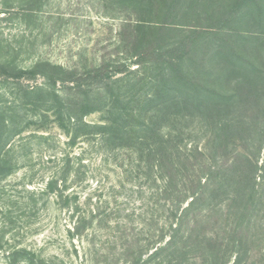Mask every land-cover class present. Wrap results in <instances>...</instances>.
<instances>
[{
    "label": "trees",
    "instance_id": "1",
    "mask_svg": "<svg viewBox=\"0 0 264 264\" xmlns=\"http://www.w3.org/2000/svg\"><path fill=\"white\" fill-rule=\"evenodd\" d=\"M33 2L27 0V10L32 9ZM106 2L109 8H120L125 14L120 35L128 61L112 70L124 72L123 90L114 91L110 81L105 86L109 93L102 102L105 121L84 120L85 115L99 110L96 107L101 98L83 91L79 80L84 77L98 84L110 79L113 74L107 73V65L85 69L79 75L49 61H38L26 72L42 75L46 86L24 89L23 107L33 105L37 100L32 96L45 94L48 85L55 87L59 81L76 84L69 86L63 97L51 91L59 124L68 126L67 130L71 126L72 136L65 142L68 146L78 136H95L99 147L108 150L136 149L146 155L149 165L157 163L170 182H181L178 187L156 189L158 198L163 193L159 199L167 201L175 193V202L181 205L190 200L182 205L179 217L175 213L166 218L153 250L142 262L189 264L183 261L190 259L191 250L210 237L201 239L198 231L204 227L213 230L218 225L222 238L219 242L207 240L215 248L205 253L202 262L258 264L248 256L247 247L263 235L242 233L248 230L243 225L247 228L246 218L252 215V208L264 197V160L258 164L264 151V0ZM132 63L137 67L132 68ZM2 73L18 78L24 72L16 73L9 62ZM6 110L13 111L0 106V181L14 171L17 161L12 139L18 134L20 118L14 110L9 122ZM182 120L189 123L177 128ZM190 133L204 137V146L199 147L197 141L192 148L187 147L183 142ZM66 164L68 168L53 172L44 187L29 189L21 202L23 209L34 208L43 195H60L70 168L67 154ZM222 202L228 208L225 213L221 212ZM220 218L232 219L220 224ZM227 231L228 236H223ZM150 245L148 242L144 247ZM7 254L11 263L18 257L28 262L34 257L24 248ZM140 256L142 252L138 260Z\"/></svg>",
    "mask_w": 264,
    "mask_h": 264
},
{
    "label": "rangeland",
    "instance_id": "2",
    "mask_svg": "<svg viewBox=\"0 0 264 264\" xmlns=\"http://www.w3.org/2000/svg\"><path fill=\"white\" fill-rule=\"evenodd\" d=\"M26 2L0 0V106L13 109L5 113L9 122L14 110L20 118L18 134L12 139L16 145L15 169L0 181V264H154L142 260L153 250L158 229L166 218L175 213L179 217L182 205L190 200L181 205L175 202V193L167 201L159 199L163 193L158 198L156 189L178 187L181 182H170L157 163L149 165L146 155H140L136 149L108 150L99 147L95 136H78L68 146L65 142L72 136L71 126L68 131V126L59 124L51 91L63 97L67 88L76 84L59 81L55 87L48 85L45 94L37 92L32 96L37 101L26 107V97L21 93L24 89L46 86L42 75L26 72L38 61H49L63 71L75 70L79 75L85 69L103 65L108 66V73L118 64H126L128 55L120 35L125 14L120 8H109L106 0H35L30 10L26 9ZM9 62L16 73H24L18 78L6 77L2 68ZM134 67L137 65L132 63ZM110 74L113 77L98 84H91L84 77L79 80L83 91L101 98L96 107L99 110L85 115V121H105L102 102L109 95L107 81L114 91L123 90L124 72ZM188 123L182 120L176 127ZM205 140L190 133L183 143L192 148L199 141L198 146L203 147ZM237 149L242 151L240 146ZM66 154L70 168L60 195H43L34 208L23 209L21 202L28 197L29 189L44 187L53 172L68 168V164L64 165ZM263 160L261 151L258 164H263ZM221 204V212L225 213L226 203ZM251 211L252 215L246 218L247 228L243 225L248 230L242 234L263 235L249 242L247 253L258 264H264V197ZM231 219L220 218L219 222ZM217 227H204L203 233L198 234L201 239L206 235L219 242L222 232ZM229 233L224 232L223 236ZM209 238L205 240L207 246L203 242L192 249L190 259L183 263L207 264L201 258L215 248L207 241ZM148 242L151 245L144 247ZM23 248L34 253L31 261L18 257L11 263L7 253ZM140 252L143 256L138 260Z\"/></svg>",
    "mask_w": 264,
    "mask_h": 264
}]
</instances>
